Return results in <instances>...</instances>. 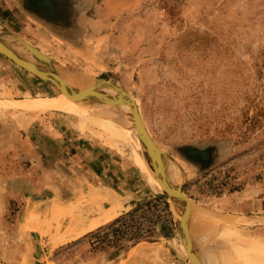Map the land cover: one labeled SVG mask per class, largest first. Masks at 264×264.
<instances>
[{"label": "rangeland", "instance_id": "obj_1", "mask_svg": "<svg viewBox=\"0 0 264 264\" xmlns=\"http://www.w3.org/2000/svg\"><path fill=\"white\" fill-rule=\"evenodd\" d=\"M32 1L27 16L10 0H0L1 25L63 66L123 89L151 137L176 164L184 196L204 208L262 210L264 0ZM69 1H74L76 15H82L77 22L87 36L82 43L84 30L78 29L68 38L72 41L62 40L58 46L45 11L52 7L57 12ZM83 2L90 4L87 10ZM48 97L55 95L0 55V101ZM122 115L125 140L71 113L0 109L2 120L7 116L14 127L22 126L20 150L29 151V157H0V180L26 179L34 188L45 184L40 198L0 195V264H118L140 243L175 233L183 238L167 199L153 196L144 184L132 123L128 114ZM54 142L61 146L60 154ZM101 145L95 153L85 152ZM106 152L115 154L116 165ZM76 154L80 159L91 154L95 166L113 171L118 165L126 177H137L136 198L127 197L132 186L126 185L127 211L106 225L94 222L87 232L85 210L98 205L88 201L76 216L52 200L53 171L67 173L63 161L68 164ZM88 163L82 169L90 170ZM96 172L92 183L79 177L78 192L109 187V174ZM93 180L104 183L99 187ZM56 187L63 195L73 188L62 183ZM257 229L235 228L230 238L264 237V229ZM223 244L220 239L210 242L213 264H223ZM233 256L232 264H264V251L258 249Z\"/></svg>", "mask_w": 264, "mask_h": 264}, {"label": "water", "instance_id": "obj_2", "mask_svg": "<svg viewBox=\"0 0 264 264\" xmlns=\"http://www.w3.org/2000/svg\"><path fill=\"white\" fill-rule=\"evenodd\" d=\"M0 55L11 62L16 68L35 77L42 85L52 92L55 97H64L68 100H72L75 92L72 86L76 81H78L77 84H80L79 86L81 87H87L89 85L95 87V83L97 82L104 83V85L102 84L101 86V90L104 91L106 97H108L110 101L115 102L113 106L124 109H121V111L131 117L133 127L137 131H135L136 157L138 158V165L148 191L155 197L167 199L172 215L180 224H185L188 220L186 229L188 242L185 243V241H183V246L188 253L189 264H213L210 260L211 237L222 236L239 227H264V214L219 213L196 204L184 196L179 188H176L174 191L173 185L176 187L178 185V168L172 159L153 144L142 125L143 122L137 105L123 89L80 71L67 67L65 68V66L55 62L50 57L20 40L2 25H0ZM45 62L54 70L51 74L40 69L39 66H42V64L45 65ZM102 91H100L101 94ZM125 108H127L129 112L125 111ZM141 140L143 141L142 147L140 144ZM142 148L145 153L152 158L159 170L161 183L165 190L164 193L160 195L153 190L146 180L143 164H140L144 159ZM160 166H164L168 171H161ZM164 171L169 172L171 190L166 188ZM0 186L3 188H21L24 191H32L29 183L26 181H4ZM180 188L182 190V184ZM195 210L198 212H195ZM188 244L191 245V249L194 251L195 256L193 257L189 255L188 246L190 245ZM200 255L202 256L201 258Z\"/></svg>", "mask_w": 264, "mask_h": 264}, {"label": "crops", "instance_id": "obj_3", "mask_svg": "<svg viewBox=\"0 0 264 264\" xmlns=\"http://www.w3.org/2000/svg\"><path fill=\"white\" fill-rule=\"evenodd\" d=\"M87 2V0H86ZM11 6H13L14 8L18 9V5H16L14 0H10ZM89 3H85L83 2V9L87 10V7L89 6ZM86 6V8H85ZM84 10V13L86 12ZM83 11V10H82ZM22 13V12H21ZM24 14V13H23ZM25 15V14H24ZM82 16V15H81ZM81 16L79 17V15L76 17L77 21L78 19H81ZM75 19V22L79 25L80 30H84L81 32V41L82 43H84V39L87 36V31L85 30L84 25H80V22H77ZM0 24H2L3 26L5 24H3L2 22H0ZM8 30H10L7 26H5ZM19 29V27H17ZM13 32V30H11ZM59 34L61 35L60 38H55V42L58 44V46H60L59 44H61L62 40H65L67 42L72 41L71 39H68L69 37H65V33L67 31L60 29L58 30ZM47 34H50L49 32ZM52 36V35H51ZM53 37V36H52ZM54 38V37H53ZM22 39V38H21ZM4 110L5 109H1ZM4 120H2V118L0 117V157H29V151H26L25 153L22 152V150H20V148L23 149L22 146L23 145V141L24 139L22 138V136L19 134L20 131L22 130V126L19 128H17V126L14 127L13 122L11 121L10 117L4 116L3 117ZM19 127V126H18ZM54 145L56 146V148L54 149V151L59 152V154L61 153V146L57 143L54 142ZM80 146V145H79ZM96 147H102L101 146H95L92 147L90 146V148L88 150H85V152L88 153V151L90 150H97ZM107 151L108 147H105ZM113 148V149H112ZM24 150V149H23ZM112 150H114L116 152L117 147H111V152H113ZM104 151V152H105ZM45 152H43L42 156L44 157ZM90 155V156H89ZM106 155L108 156H112L109 157L111 164L112 165H116L115 164V154L113 153V155H110V153L106 152ZM64 156V154H62V157ZM77 157L72 156V158L68 161L69 163L67 164L65 161H63V164L65 166V169H67V173L64 174H56L53 171V178L54 181L56 180V185L58 183H62V184H68L69 188L73 186V188H71L70 190H68L67 194H62L61 190L56 187V185L52 184L53 188H54V194H56V199H52L53 201H58L57 203H60L61 207L67 208L66 210H68V212L70 213H76V216L81 212L80 207L83 205L88 204L87 202H91L92 205H98V208H94V206H91L92 209H88L85 210L86 211V221L84 222V230L85 232H87L89 229L88 227L90 226H94V222H97L96 224L98 225H106L107 223L113 221L115 218H117L118 216H120L123 212H126V203H125V199L126 196V185L127 182L130 183V185L132 186V192L129 194H126L127 197L129 199H131L130 197H135V191L138 189V185L137 183H133L135 181V178H137L136 176H134V178L131 179V177L126 173H124L123 167H120L123 172L122 173H118L119 171H122L118 165L116 166L115 170L113 171H109L107 170L106 166L104 165H100V166H95L92 158L94 157L91 154H88L89 157H85L84 159H80L78 157H80L79 155L76 154ZM87 156V155H86ZM58 157V156H57ZM65 157V156H64ZM88 160V165L90 170H85L82 169V164L87 163ZM87 166V164H86ZM108 168H111L110 164L107 165ZM123 166V165H122ZM96 170H98V172H101L100 175L103 173H108V179H106L105 183H108L107 186H109L108 188H99L96 190H93L92 194L89 192L88 194H85L86 192H78L77 190V185L80 183L79 177L81 179V177H85L87 179V181L89 182V180L95 175L97 174ZM82 171L85 173H82ZM86 172H89L86 174ZM1 174V173H0ZM84 174V175H83ZM126 177V178H125ZM1 178V177H0ZM4 181H11V182H15V181H26L28 182V180L26 179H12V180H0V185L4 182ZM91 181V180H90ZM137 181V179H136ZM92 183V181H91ZM93 183L96 186L101 187L104 183L103 180H101V182H97L95 180H93ZM30 185V183H29ZM91 185V184H90ZM45 184H41L40 187H36L34 188V185H30L32 191H24L21 188H3L0 186V195H2L4 198L7 199H12V198H24V197H28L29 195H31L32 197H41V194L44 193L45 188H44ZM84 187H88V185L84 184ZM137 189H136V188ZM57 188V189H56ZM56 190H58V192H56ZM21 195V196H20ZM63 196V197H61ZM55 197V196H54ZM75 199V200H71V199ZM136 198V197H135ZM24 202V201H23ZM60 207V208H61ZM214 207V208H213ZM213 207H207L210 210L219 212V213H231V214H264V207L262 208V210H256V212L253 211H247V210H243L241 208H239V206L237 207V209H233V210H228L230 209L229 207L227 209L224 210H219L217 209L215 206ZM73 210V211H72ZM85 211L83 213H85ZM92 214H96V216H93ZM95 224V225H96ZM257 229V228H256ZM259 229H264V227H259ZM257 229V230H259ZM255 230V229H254ZM176 236H170V237H166L164 238L162 237H155L152 240H149L147 242H143L140 243L132 248H130L128 250V252H126V256L123 260H121L118 264H189V259H188V253L186 251V249L183 246V238L181 237V235L178 233V235L175 233ZM260 238H264V237H260Z\"/></svg>", "mask_w": 264, "mask_h": 264}, {"label": "bare ground", "instance_id": "obj_4", "mask_svg": "<svg viewBox=\"0 0 264 264\" xmlns=\"http://www.w3.org/2000/svg\"><path fill=\"white\" fill-rule=\"evenodd\" d=\"M46 63L47 62L44 63L45 65L42 64V66H39V67L41 70H44L45 72L51 74L54 70H52V68H50V66ZM77 83L78 81H76V83H74V85L72 86L75 91L74 98L72 100H68L67 98H64V97H57V98L48 97V98L23 99L20 101H10V102L0 101V108L18 109L26 113H38V112L71 113L84 121L98 124V125L105 127L107 130H109L112 133V136H114L116 139L125 140V133H124L125 127H124V122H123L125 120V115H122L123 112L121 111V109L123 108L118 107V106H113V103L115 102L110 101L109 98L106 97L104 91L101 90V86L102 84L104 85V83L97 82L95 83L96 84L95 87H93L92 85H89V86L86 85L87 87H81L79 86L80 84H77ZM100 91H102L103 95L100 93ZM125 111L129 112L127 108H125ZM128 121L129 122L131 121L132 123L131 132H132V136L134 137V142L136 144V139H135L136 129H134L133 127V122L130 116H129ZM142 125L144 126L153 144L158 149H160L161 152L164 153V151L158 146L156 141L151 137L144 123ZM140 144L142 147V144H143L142 140L140 141ZM135 152H136V146H135ZM143 153H144L143 158L145 160L143 159L142 162H140V164H143V170H144L146 180L151 185L153 190L156 191L158 195H160L164 193L165 190H164V186L161 183L159 170L157 169L152 158L147 153H145L144 149H143ZM135 158L138 162V158L137 157ZM160 168H161V171L162 170L168 171L167 168H164V166H160ZM164 177L166 179V182H165L166 188L168 190H171L172 187L170 185L171 181H169V172H165ZM179 180L180 179L178 177L177 179L178 185L177 187L173 185V189L175 191L176 188H179L180 191L182 192L180 188L181 184ZM195 212H198V211L195 210ZM187 226H188V220L187 222H185V224L181 223L179 225L180 232L184 233L183 241H185V243L188 242V237L186 234ZM256 228L258 227H255V228L253 227L251 229H256ZM231 232L226 233L222 236L211 237L212 238L211 241H217L219 239L220 241L222 240L224 241V244L220 246L221 251L225 252V255L223 258V264H232L234 262L233 260L235 259H233L234 256L232 257V252L243 254V253H247L248 251H254L256 249L264 251V238H250L248 236H235L234 238H230ZM188 252L191 257L195 256L194 251H192L191 249V245L188 246ZM201 257L202 256L200 255V258ZM234 264H242V263H234Z\"/></svg>", "mask_w": 264, "mask_h": 264}, {"label": "trees", "instance_id": "obj_5", "mask_svg": "<svg viewBox=\"0 0 264 264\" xmlns=\"http://www.w3.org/2000/svg\"><path fill=\"white\" fill-rule=\"evenodd\" d=\"M17 2L20 4V5H18V9L22 13H24L28 16V14H30V13L27 10H30V9L27 8V4H32L33 1L32 0H17ZM40 3H42V2H40ZM38 4H35V5H38ZM43 4H45V3H43ZM25 6L27 9L25 8ZM50 9H53V8L51 7ZM50 9H47L45 12L47 13L46 18H50V19H52V21L50 19H48V22L47 21H45V22L50 23L54 26L53 29H50V33L52 34V36L54 38H60L61 36L60 37L57 36V35H60L58 30L63 29L65 31H67L64 35L65 37L67 36L69 38H74V35H76V33L78 32V29L80 30V27L75 22V19L77 17L76 14L78 13V10L74 4V1L67 2L57 12H53ZM31 15H33V14H31ZM33 16H31V17L35 20V18ZM55 17L60 19V20H58L60 23H57V20H54V19H56ZM76 21H77V19H76Z\"/></svg>", "mask_w": 264, "mask_h": 264}]
</instances>
